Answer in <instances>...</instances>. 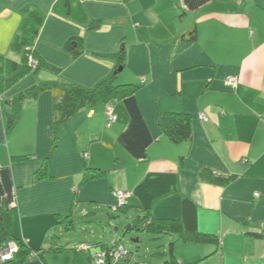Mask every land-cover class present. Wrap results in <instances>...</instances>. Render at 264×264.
I'll use <instances>...</instances> for the list:
<instances>
[{
    "label": "crops",
    "instance_id": "1",
    "mask_svg": "<svg viewBox=\"0 0 264 264\" xmlns=\"http://www.w3.org/2000/svg\"><path fill=\"white\" fill-rule=\"evenodd\" d=\"M55 1L0 0L1 81L14 77L7 62L21 66L12 44L22 9L45 14L33 47L45 68L0 94V209L10 211L11 236L43 253L22 264H95L92 245L101 241L65 234L79 218L94 225L90 216L113 209L116 192L128 193L120 211L130 220L177 221L188 199L198 231L217 240L195 243L177 225L143 231L162 247L150 264H264V0H79L98 21L93 31L54 13ZM191 31L195 41L183 40ZM71 39L83 40L78 57L66 49ZM120 49L123 79L117 59L103 57ZM114 71L117 82L140 88L109 104L111 127L107 103L85 106L55 127L47 91L24 100L5 128L9 103L31 87L63 80L90 88ZM228 78L237 80L234 88L224 85ZM177 113L191 119L189 141L172 142L163 131ZM204 169L235 180L206 182ZM91 170L104 174L82 182Z\"/></svg>",
    "mask_w": 264,
    "mask_h": 264
},
{
    "label": "trees",
    "instance_id": "2",
    "mask_svg": "<svg viewBox=\"0 0 264 264\" xmlns=\"http://www.w3.org/2000/svg\"><path fill=\"white\" fill-rule=\"evenodd\" d=\"M52 11L57 15L70 19L79 24H85L87 31L96 30L98 27V21L90 19L84 6L79 0H56L53 3ZM22 20L19 25L18 33L13 41L12 50L20 53L22 56L21 66L18 69L15 63L7 62L6 68L8 71H13L14 77L10 80H0V94L7 87L11 86L17 79L22 76L33 73L36 74L39 70L45 68L42 58L34 50V43L38 38V34L45 20V14L36 6L27 5L22 9ZM183 40L195 41L196 33L194 31L189 32L182 36ZM66 49L71 52L74 57H78L83 51L82 39H71L68 41ZM124 52L119 50L115 53L103 56L117 59V68L123 67ZM33 58L36 61V66L28 64L29 58ZM116 68V69H117ZM52 74H60V69L51 68L48 69ZM117 73L112 72L108 76L99 80L94 86L90 88L82 87L78 84L69 81H52L43 82L31 87L30 89L16 95L9 103L10 107L7 113L4 112V125L6 129H10L17 121L21 104L27 99H36L42 92H51L53 97V121L54 126L57 127L60 124L65 123L69 118L75 115L81 108L85 106L95 105L97 103H107L108 105L113 101L122 100L132 96L139 88V85L132 83H116ZM122 84V85H120ZM4 105H8L5 103ZM164 133L169 137L172 142L189 141L191 139V119L187 115L175 114L174 124L169 129H164ZM90 171V170H88ZM47 173V165L42 169V174H38V177H43ZM91 174L84 175L82 182L88 179H93L104 174V172H88ZM200 178L206 182L216 185H228L235 180L234 176H225L204 169L200 173ZM121 210V209H120ZM63 219V222H66ZM132 224L129 230L133 228H139L140 231H152L156 229L164 230H178L181 229L187 235H190L192 241L195 243H216L214 236L209 234H202L197 229V212L195 205L188 199H183L181 203V217L179 220L170 219H153L150 216L140 217L136 216L132 218ZM11 216L8 208L0 209V249L4 245L13 241L18 246V251L14 254L13 259L6 264H22L25 259L30 257L31 253H34L38 257H42V252H36L26 245L19 242L11 236L10 233ZM71 225V224H70ZM176 230V231H178ZM93 247L99 249L98 252H105L109 256V252L114 250V245H108L103 242H96ZM171 246V245H170ZM92 247V248H93ZM63 248H57L55 251H62ZM86 250L81 249L80 252ZM97 252V253H98ZM128 256V252L126 255ZM107 264H116L111 260H108ZM150 264V263H148ZM163 264H180L175 258H171Z\"/></svg>",
    "mask_w": 264,
    "mask_h": 264
},
{
    "label": "rangeland",
    "instance_id": "3",
    "mask_svg": "<svg viewBox=\"0 0 264 264\" xmlns=\"http://www.w3.org/2000/svg\"><path fill=\"white\" fill-rule=\"evenodd\" d=\"M35 66L36 65H34V67ZM120 73L121 76L118 78L123 79V75L125 73ZM27 101L29 100L27 99ZM115 200L116 202L118 201L116 197ZM117 205L118 204H116L113 209L99 210L94 215L90 216L94 225H91L90 223L85 222L84 219L79 218V223L77 225L78 228L76 230L72 229L70 233L65 235H68L69 237H72L71 235H73L76 239L88 236V240L91 239L92 241H101L108 245L116 243L114 249H118V244H120L128 252V256L118 258L117 264H148L153 261V258H155V253L162 251V247L159 244L160 241L153 240L152 235L140 231L139 228L128 230V227L132 224V220H130L128 215L120 211L123 207L121 208ZM114 211L120 212L116 213ZM87 225H90L89 227L92 229L91 232L93 235H90L89 228L85 227ZM136 241L138 242L136 243ZM63 244L66 245V243ZM146 248H148V250H146ZM115 252L116 250H113L110 253ZM81 258L88 262L85 255H82ZM114 261H116L115 258Z\"/></svg>",
    "mask_w": 264,
    "mask_h": 264
},
{
    "label": "built area",
    "instance_id": "4",
    "mask_svg": "<svg viewBox=\"0 0 264 264\" xmlns=\"http://www.w3.org/2000/svg\"><path fill=\"white\" fill-rule=\"evenodd\" d=\"M29 65H36V61L33 58H29L28 61ZM143 81V78H141ZM237 84V80L235 78H228L225 80L224 85L227 87L234 88ZM106 116H107V127H111L112 124L116 122V116L113 113V109L111 106H106ZM257 196V194H255ZM115 197L118 200L117 206L121 208L125 206V200L128 197V193L126 192H116ZM115 253H110L109 256L105 254V252H98L95 254V264H107L108 260L116 262L118 258L121 256H125L126 252L121 249V246H118V249ZM18 251V246L15 242L9 241L7 242L4 247L0 250V264H6L7 262L13 259L14 254ZM118 254V255H117ZM30 256H36L34 253H31ZM114 258L116 261H114Z\"/></svg>",
    "mask_w": 264,
    "mask_h": 264
},
{
    "label": "water",
    "instance_id": "5",
    "mask_svg": "<svg viewBox=\"0 0 264 264\" xmlns=\"http://www.w3.org/2000/svg\"><path fill=\"white\" fill-rule=\"evenodd\" d=\"M120 71H122V68H121V67L118 68V72H120ZM128 230H129V227H128ZM136 242H137V241H136ZM115 244H116V243H114L113 245L115 246ZM121 249H122L123 251L127 252L122 246H121Z\"/></svg>",
    "mask_w": 264,
    "mask_h": 264
}]
</instances>
